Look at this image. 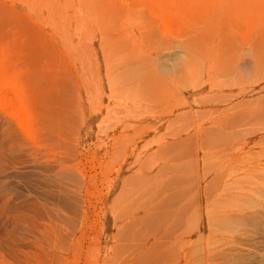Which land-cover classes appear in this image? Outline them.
I'll list each match as a JSON object with an SVG mask.
<instances>
[{"label":"rangeland","instance_id":"rangeland-1","mask_svg":"<svg viewBox=\"0 0 264 264\" xmlns=\"http://www.w3.org/2000/svg\"><path fill=\"white\" fill-rule=\"evenodd\" d=\"M208 118L264 128V0H0V264H264L211 259Z\"/></svg>","mask_w":264,"mask_h":264},{"label":"bare ground","instance_id":"bare-ground-1","mask_svg":"<svg viewBox=\"0 0 264 264\" xmlns=\"http://www.w3.org/2000/svg\"><path fill=\"white\" fill-rule=\"evenodd\" d=\"M198 120L185 129L189 130L192 127L195 132L193 135H196L198 146L196 147L197 154L194 165L197 169L200 163L198 152L202 151L204 154L202 157L206 164L203 173L205 179L208 180L205 194L208 201L207 207L210 209V221L214 224L211 225L212 230L210 231L216 235L209 252L210 255L212 254L211 259L219 261L220 256H223L224 259L228 257L227 250L224 248H227L230 242L234 243L235 238L241 237L245 233L241 228L247 227L249 225L247 222H252L250 225L260 222L259 224L264 227V200L260 193V191L264 193V128L235 130L223 135L212 133L213 127L205 129L208 124L212 123L211 119L208 118L200 122ZM211 137L214 141L211 140ZM259 137L260 140L255 142L254 139ZM180 144L184 145V143ZM190 153L187 154L190 155ZM176 180L175 178V184ZM200 180L197 181V188L200 186ZM151 211H153V207ZM233 249L234 252L236 249ZM218 257L220 258L218 259Z\"/></svg>","mask_w":264,"mask_h":264}]
</instances>
